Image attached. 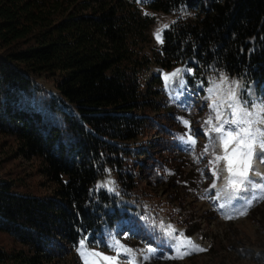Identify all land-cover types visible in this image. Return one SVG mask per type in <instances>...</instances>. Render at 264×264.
<instances>
[{
	"label": "trees",
	"instance_id": "trees-1",
	"mask_svg": "<svg viewBox=\"0 0 264 264\" xmlns=\"http://www.w3.org/2000/svg\"><path fill=\"white\" fill-rule=\"evenodd\" d=\"M146 8L182 14L150 56L144 48L152 19L131 0H0V135L12 136L14 155L35 158L52 183L49 195L35 196L0 177V232L25 247L0 250V264H52L102 225L137 236L135 219L93 189L105 170L126 194L152 184L167 187L178 204L184 181L194 189L193 177L182 176L184 160L169 156L175 138L163 124H173L174 108L159 75L148 74L152 65H185L204 83L207 71L243 77L264 93V0H150ZM31 77L49 78L55 94ZM186 82L183 93L200 118L192 133H202L203 94ZM212 150L199 141L197 165L207 168ZM197 229L193 222L184 232Z\"/></svg>",
	"mask_w": 264,
	"mask_h": 264
},
{
	"label": "rangeland",
	"instance_id": "rangeland-1",
	"mask_svg": "<svg viewBox=\"0 0 264 264\" xmlns=\"http://www.w3.org/2000/svg\"><path fill=\"white\" fill-rule=\"evenodd\" d=\"M131 1L141 14H147L152 19V23L147 30L149 42L144 48L145 53L150 56L154 50L159 49L160 45L155 33L165 29V25H169L175 19L181 17L182 14L180 12L164 14L147 10L146 3L149 0H143V2H140V0ZM176 69L184 70L183 76L179 78L185 81L190 78L195 83V87L203 94L205 113H202L201 121L205 128L210 130L212 127L218 126L220 122L215 119L218 113L223 114L222 119L230 117L232 116V108L238 107V116L243 120V123L239 125L237 130L241 132V135L247 132L249 142L253 143L254 150L261 151L259 141L264 140V135H262L264 133V112H261V109L264 108V102L255 94L253 80L246 81L243 77H227L222 73L207 71L204 73V83L202 78L197 77V75H200L199 72L196 75L188 71L189 69L185 65L173 67L170 70H162L159 66L152 65L148 74L159 75L162 93L169 104L175 103L178 92L165 86L164 77ZM179 78L170 77L171 84L174 86ZM31 81L33 84L43 87L51 95L56 92L49 78L31 77ZM209 89L212 91H209ZM233 93L235 99H230L229 97ZM213 104L216 105L215 108L211 107ZM190 107L192 109L191 103ZM246 113L249 115H245ZM173 116V124L167 121L163 125L165 128L168 127L171 131H175L178 140L181 136L187 140L188 136L191 135L190 130L197 126L194 119L199 116L197 117L193 112H188V109L178 110ZM209 119L212 120L211 124L207 123ZM185 120L188 121L187 125L183 123ZM213 133L215 137L219 136L218 133ZM162 138L159 136L156 139L155 136H151L149 141L160 143ZM193 139L195 138L193 137ZM216 141V148L211 151V158L208 161L209 170H206L203 174L202 171H199L194 157L182 158L185 162L182 165V176L186 177V173L189 174V178L193 177L195 184L193 185L194 189H191L192 185L189 187L191 183L184 181L188 191H183L180 196L182 202L178 204L170 198V191L167 187L152 184L148 185L144 189L145 191H141L142 193L137 191L136 193L126 194L117 188L111 172L105 170L104 174L97 180L93 188L94 191L97 190V184H108V187L114 188L115 191L111 193L107 191V188L99 190L104 191L111 198L118 211L127 213L129 217L135 219V222L140 223V228L143 229L144 234L142 237L131 236L127 233L114 235L104 227L89 242L90 250L115 256L116 253L110 251L108 245L113 240H119L131 252L127 256L122 255L118 264H129L131 257L135 258V264H264V190L255 188L248 192L247 196L250 194L251 196L246 200V205L241 208L237 204L239 201L236 202L235 200L233 205L220 207L224 203L221 190L227 185L229 173L226 170V161L221 160L218 165L213 163L215 156L224 155L223 145L219 139H216ZM180 143L183 145L181 140ZM189 144L192 146L191 143ZM235 146V142L230 144L229 151ZM14 148L15 141L12 136L0 135V177L15 181L19 185V190L23 193L35 196L49 195L52 183L39 174L38 161L35 158L23 159L15 156L13 153ZM169 156L174 157L173 154L171 156V153ZM141 159L142 162L146 161L145 158ZM254 159L252 167L255 172H249V175L254 180L260 181L264 177V163ZM173 169L172 166L171 168L166 167L165 173L171 174ZM213 171H216L217 175H213ZM137 173H140V177L146 175L144 168H138ZM224 176L225 182L221 181ZM109 181L113 183H108ZM222 183H224L223 188ZM213 184H215V187H212ZM141 186L144 187L142 179L139 187ZM239 208L240 210L236 212L231 211ZM193 222H196L198 229L187 236L184 230ZM161 224L164 229L171 225L176 230L175 235L177 236L180 232H183L184 237L181 239H190L193 245L204 250L191 251V254L185 255L183 259L159 258L170 254L175 255L173 250L164 243L167 237L159 227ZM97 242H99V247H97ZM78 243L69 252L55 255L52 264H82L81 258L77 254ZM149 245L157 248L158 251L155 257L144 260L145 255H150L148 252ZM19 249L24 250L25 247L12 236L0 232V250L11 253ZM190 250L191 245L181 249V251ZM101 264H104V262L101 261Z\"/></svg>",
	"mask_w": 264,
	"mask_h": 264
},
{
	"label": "snow or ice",
	"instance_id": "snow-or-ice-1",
	"mask_svg": "<svg viewBox=\"0 0 264 264\" xmlns=\"http://www.w3.org/2000/svg\"><path fill=\"white\" fill-rule=\"evenodd\" d=\"M140 2H143V0H140ZM164 27L167 28L168 25H165ZM161 32L162 30L157 31L155 33L158 42H162ZM188 71L191 70L189 69ZM183 72L184 70L182 69H176L174 72L164 77L165 86L171 87L173 91L178 92V95L176 96L177 100H179V95H182L187 88V82L184 79L179 78L183 76ZM170 77L179 78L176 80L174 86L171 84ZM209 91L212 90L209 89ZM229 98L235 99V94L233 93V95ZM211 107L215 108L216 105L213 104L211 105ZM238 111V107L232 108V116L224 117L223 119V114L218 113L215 119L220 123L218 124V126L212 127L208 133H205L206 135H209L211 132L218 133V137H212L213 144H215L216 139H219L224 148V155L215 156V160L213 161L214 165H218L221 160L227 162L226 170L228 171L229 176L227 185L221 190V195L224 198V203L220 205V207L222 208L231 205L234 200L244 199L245 196L242 195V193L250 192L255 188H260L261 190H264V177H262L260 181H256L249 175V172L255 171L252 168L253 158H255L260 163H264V140L259 141V148L261 149V151H255L253 143L249 142V134L245 132L244 135H241V132L237 130L239 125L243 123V120L240 119L238 116ZM261 112H264V108L261 109ZM245 115L249 114L246 113ZM183 123L187 125L188 121L185 120L183 121ZM207 123L211 124L212 120L209 119ZM262 135H264V133H262ZM179 139L185 145L189 143L195 145L196 143L192 135H189L187 140H185L183 136L179 137ZM233 142L236 143V146L231 148V151H229V145ZM213 175H217L216 171H213ZM108 183L113 182L109 181ZM212 187H215V184H213ZM104 188H107V191L109 193L115 191L114 188L108 187V184L96 185L97 190ZM91 191L93 190H90V193ZM159 227L162 231L165 232V236L167 237V239L164 240V243L175 253V255L170 254L166 257L161 256L159 258L183 259L185 255L191 254V251L204 250L193 245L190 239H181L182 237H184L183 232H180L178 236L175 235L176 230L171 225H168L167 229H164V226L162 224ZM173 241H175V243H173ZM189 245H191L190 251H181V249L186 248ZM97 247H99V242H97ZM108 248L110 251L115 252L116 255L109 256L100 251L90 250L89 237L85 235L82 236L78 243L77 254L81 258L82 264H101V261H103L104 264H118V261L122 255L127 256L131 252V250L125 248L119 240H113V242L108 245ZM157 251V248H154L149 245L148 252L150 253V255H145L143 259L148 260L151 257H155ZM129 264H135L134 257L130 258Z\"/></svg>",
	"mask_w": 264,
	"mask_h": 264
},
{
	"label": "bare ground",
	"instance_id": "bare-ground-1",
	"mask_svg": "<svg viewBox=\"0 0 264 264\" xmlns=\"http://www.w3.org/2000/svg\"><path fill=\"white\" fill-rule=\"evenodd\" d=\"M257 162V161H256ZM258 163V162H257ZM259 164V163H258ZM254 165V164H253ZM262 167V166H261ZM253 168V167H252ZM255 168H257V167H255ZM255 172V171H254ZM253 177H254V175H252ZM257 179V178H256ZM223 185H224V183H222V188H223ZM242 195H244L245 197H246V193H242ZM223 200H224V198H222ZM236 202L237 201H239L237 204L238 205H240V207L242 206V203H243V199H237V200H235ZM235 203V202H234ZM232 205H233V203H232Z\"/></svg>",
	"mask_w": 264,
	"mask_h": 264
}]
</instances>
